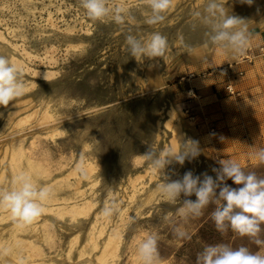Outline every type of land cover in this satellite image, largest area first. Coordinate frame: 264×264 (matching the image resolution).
Listing matches in <instances>:
<instances>
[{"label":"rangeland","instance_id":"374dc122","mask_svg":"<svg viewBox=\"0 0 264 264\" xmlns=\"http://www.w3.org/2000/svg\"><path fill=\"white\" fill-rule=\"evenodd\" d=\"M110 2L129 10L124 25L91 21L79 0H0V54L21 69L27 85L15 107H0V188H11L31 159L34 182L48 187L51 199L86 198L96 204L88 219L74 221L57 214L56 202L44 201L43 213L31 223L19 222L0 207V264H19L15 251L26 257V247H11L16 237L39 247L31 259L55 264H139L136 246L153 232L160 237V264H196L197 254L217 243L264 254V245L251 238L216 230L211 219L216 205L199 218L177 216L179 205L160 199V178L142 157L149 147L159 151L172 146V129L164 123L171 119L167 111L174 110L183 131L177 151L181 143L194 140L200 155L170 166L177 173L172 179L187 171L207 172L215 179L212 168H219L221 159L264 177V164L251 156L264 148V0L252 6L222 0L232 14L249 21L257 40L235 59L208 44L205 28H192V13L203 11L206 0H173L166 20L155 26L145 22L150 14L145 0ZM154 31L168 38L165 57L132 58L125 36L147 38ZM46 109L52 115L48 119L41 116ZM177 121L174 117L171 126ZM16 147L27 156L18 165L12 161ZM80 158L96 167L91 176L84 178L80 170L69 175ZM136 174L145 176L130 183L129 176ZM226 183L238 187L231 180ZM75 185L84 189L82 196L75 195ZM111 198L122 203V213L126 210L123 221L102 217L93 228L96 214L101 215L103 203ZM167 215L191 240L175 239L172 225L164 220ZM117 224L122 227L117 251L100 257L104 239ZM74 236L78 240L70 252ZM89 238L96 239L97 248L88 244ZM259 239L264 240V231Z\"/></svg>","mask_w":264,"mask_h":264},{"label":"clouds","instance_id":"9594fccd","mask_svg":"<svg viewBox=\"0 0 264 264\" xmlns=\"http://www.w3.org/2000/svg\"><path fill=\"white\" fill-rule=\"evenodd\" d=\"M145 2L150 9L145 22L152 26L162 24L173 7V0ZM239 3L252 6L255 0H239ZM79 5L93 22L124 25L129 15L126 7L110 0H79ZM192 16V28H205L208 44L233 59L244 56L253 43L249 21L232 14L222 0H206L203 11H194ZM125 43L130 56L137 61L163 59L169 48L168 38L159 31L152 32L147 38L129 33L125 36ZM181 44L189 47L183 38ZM44 79L47 80L45 76ZM26 88L21 69L9 57L0 54V107L8 108L10 104L15 107L14 102L25 94ZM0 118H4V113L0 112ZM199 155L198 142L194 140L181 143L179 151L173 148L157 151L149 147L142 154L153 174L160 178L156 186L160 199L172 205L178 204L176 215L185 221L199 218L210 205H216L211 219L219 233L223 235L231 231L251 238L257 245H264V240L259 239L264 231V177L256 172H246L234 160L221 159L218 161L220 167L212 168L215 179L207 172L194 175L192 171L185 172L182 178L172 179L177 173L170 166H182L186 160L191 161ZM251 156L259 164H264V148ZM227 180L238 187L229 186ZM193 195L195 200L190 199ZM50 196L48 187L38 186L30 174L20 172L11 188H0V207H6L19 222L31 223L43 213V202ZM121 212L122 203L116 198L105 201L101 207V215L107 219L119 216ZM164 220L172 225L177 241L191 240V234L183 226L176 225L170 215ZM159 238V234L153 232L138 243L136 254L139 264H160ZM196 264H264V254L245 246L234 248L217 243L205 246L197 254Z\"/></svg>","mask_w":264,"mask_h":264},{"label":"bare ground","instance_id":"6f19581e","mask_svg":"<svg viewBox=\"0 0 264 264\" xmlns=\"http://www.w3.org/2000/svg\"><path fill=\"white\" fill-rule=\"evenodd\" d=\"M23 54L26 55L27 52L25 50H23ZM35 74L37 75V74H39V72H35ZM44 76L48 77V74L44 73ZM173 111L174 110H172V111L168 110L167 111L168 115H170L169 117H171V119L169 121H167L166 123H164V122L163 123H164V125L169 126L172 129V132H173V137L170 140L172 146L170 148H173L174 150H178V146H179V144H178L179 142L178 141L181 140V138L183 137V134H182L183 131H182V127H181V121L179 120V116H177V114L175 112H173ZM31 113H33L35 115L37 113V109L35 111L31 112ZM41 116H42V118L48 119L52 115L50 114L48 109H46L42 113ZM174 117H176V119L178 121L176 123L175 122L173 123L174 126H171L172 120H173ZM42 118H40V119H42ZM160 124H161V122L158 121L157 125H160ZM24 157H26V159H27V156L25 155V151H24L23 148H21V147L17 148L16 147L15 149H13L12 161H14L16 163V162H19L18 160H20V159H22ZM26 162H27L26 172L28 174H30L31 176H32L33 173L36 174L35 173L36 170H34L35 169V165H33L34 163L31 162V159H27ZM72 169L73 170L70 171V174L68 173L69 175H71V172H73L72 174L74 175L77 170H80L82 172V175L85 176L84 178H86V177L91 176V174H93L95 172L96 167L94 166V164L92 162L84 161V160H82V158H80L79 161L77 162L75 168H72ZM38 174H39V172H38ZM142 176L143 175H141V174H136V176H129L128 179H129L130 183H135V182H137L136 180H138ZM82 177H80V178L82 179ZM75 187H76V185H75ZM83 192H84V189H82L79 186L76 187L75 195H77V196L81 195L82 196L84 194ZM46 201L47 202H56V203H54V205L57 206L55 208L57 214H59L61 216L68 215L71 218V220H74V221L75 220L78 221L79 219H88L89 215H90V212L96 206V204L93 201H91L89 199H86V198H83L82 202H76V201L74 202V201L71 200V198H68V197H60V198L55 197L54 199L49 198ZM125 211L126 210H124L123 213L121 212V214L119 215L121 221H123V214H124ZM102 217H103L102 215L96 214L95 223L92 225L93 228L96 226V224L100 221V219ZM104 219L107 220V218H104ZM104 227L98 228V230H97L98 232L97 233H99V235H102L104 233V229H105ZM121 229H122V227H121L120 224H117L116 226H114L111 229V231L108 234V236L104 239L100 257L101 256H106L108 254L113 255L117 251V249L119 247L120 240L122 238ZM77 240H78L77 236H74L72 238V241H71V244H70V252L74 248V246L77 244ZM88 244L90 246H93V248H97V246H98L95 238H89ZM13 246L14 247L22 246V247H26V249H27L26 257H22V255L20 253H16V251H15L14 258L16 259V261L19 264H55L54 262H48V261H46L44 259L41 260L40 262H37V261L31 259V258H33L35 256L37 257L36 253H40L39 247L36 246V245H33L32 243H25L24 244L20 239H18L16 237V238H14V242L13 241L11 242V247H13ZM85 248H86L85 246L82 248V250L80 251L81 254H84L83 252H84ZM39 256H40V254H39ZM24 258H26V259H24Z\"/></svg>","mask_w":264,"mask_h":264},{"label":"crops","instance_id":"0c3cea01","mask_svg":"<svg viewBox=\"0 0 264 264\" xmlns=\"http://www.w3.org/2000/svg\"><path fill=\"white\" fill-rule=\"evenodd\" d=\"M260 38L262 39V41H264L263 36H260ZM256 43H257V40H256V42H255V40L253 39V43H252V44H256Z\"/></svg>","mask_w":264,"mask_h":264},{"label":"built area","instance_id":"2783aa9c","mask_svg":"<svg viewBox=\"0 0 264 264\" xmlns=\"http://www.w3.org/2000/svg\"><path fill=\"white\" fill-rule=\"evenodd\" d=\"M231 88H232V87L230 86L228 89H229V91H230L232 94H234L235 91H233ZM237 95H239V93H238Z\"/></svg>","mask_w":264,"mask_h":264}]
</instances>
